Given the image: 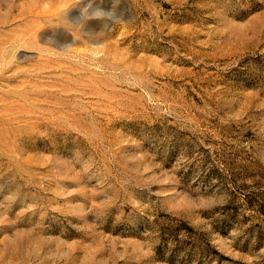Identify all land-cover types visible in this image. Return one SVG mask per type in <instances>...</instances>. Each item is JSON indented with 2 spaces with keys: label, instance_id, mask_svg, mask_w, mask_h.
<instances>
[{
  "label": "rangeland",
  "instance_id": "obj_1",
  "mask_svg": "<svg viewBox=\"0 0 264 264\" xmlns=\"http://www.w3.org/2000/svg\"><path fill=\"white\" fill-rule=\"evenodd\" d=\"M0 264H264V0H0Z\"/></svg>",
  "mask_w": 264,
  "mask_h": 264
}]
</instances>
